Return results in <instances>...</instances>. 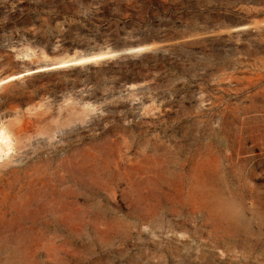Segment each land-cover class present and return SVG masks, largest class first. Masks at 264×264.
<instances>
[{
  "label": "rangeland",
  "instance_id": "rangeland-1",
  "mask_svg": "<svg viewBox=\"0 0 264 264\" xmlns=\"http://www.w3.org/2000/svg\"><path fill=\"white\" fill-rule=\"evenodd\" d=\"M162 1L79 0L28 35L0 18V264L264 258V0ZM171 17L182 36L148 40ZM158 49L181 70L101 63Z\"/></svg>",
  "mask_w": 264,
  "mask_h": 264
},
{
  "label": "trees",
  "instance_id": "trees-1",
  "mask_svg": "<svg viewBox=\"0 0 264 264\" xmlns=\"http://www.w3.org/2000/svg\"><path fill=\"white\" fill-rule=\"evenodd\" d=\"M79 0H37L35 2H30L29 0H24L21 4L17 5L13 9H10L9 7H5L6 11L5 13L1 12L0 8V14H3L1 24L4 25L5 28L14 29L20 32L21 34H27L25 30H27V27L31 25V22L34 18L37 16H43L47 17V19H52V21H56L57 17H59L61 14H70V8L72 7L73 3L77 2ZM88 1V0H87ZM104 1V0H103ZM157 15H163L164 9H175L177 5H171L164 3L162 0H147L146 3ZM2 5L7 6L2 3ZM69 10V11H68ZM186 16H183V19H186ZM172 21L171 23H174L171 25L168 29L165 31H161L158 29V24H152L151 27L148 29V40H157V41H171L175 39H179L182 35L180 33H173V26L178 25L181 26L182 23L181 19L171 17ZM203 21H200L199 23H202ZM191 21L189 25L191 26ZM37 25V23H35ZM190 29V28H188ZM28 35V34H27ZM72 38L69 33L64 32L63 33V39L69 40ZM187 44H178L175 46L183 47L184 49L188 51H200V48H188L186 46ZM162 51L158 49L157 51H154L152 53H143L139 56L138 60H130L131 67L129 68L128 72L122 71L117 69L115 67L116 65L120 64V60L125 57L126 54H119V58H116L114 60L110 61H102L101 63H107L109 67H111L110 71L111 73L115 74H122L124 76H130V74H137L138 72H142L139 70V68H133L134 65H150L154 69L159 70L160 64L163 63L164 65L168 64V60L172 61V67L175 68L177 71H180L181 68L177 66V60L181 56H168L161 53ZM182 58V57H181ZM156 63V64H155ZM92 67V68H91ZM70 69H78L77 67H69ZM85 68H91V71L95 72L98 69L96 67H93L91 65H86ZM58 70H53L51 72H56ZM142 74V73H141ZM143 76V75H142ZM144 78V77H142ZM137 81V80H136Z\"/></svg>",
  "mask_w": 264,
  "mask_h": 264
},
{
  "label": "water",
  "instance_id": "water-1",
  "mask_svg": "<svg viewBox=\"0 0 264 264\" xmlns=\"http://www.w3.org/2000/svg\"><path fill=\"white\" fill-rule=\"evenodd\" d=\"M143 48H140V49H137V50H141ZM123 52H127V51H123ZM123 52H117V53H114L113 55H116V54H120V53H123Z\"/></svg>",
  "mask_w": 264,
  "mask_h": 264
},
{
  "label": "built area",
  "instance_id": "built-area-1",
  "mask_svg": "<svg viewBox=\"0 0 264 264\" xmlns=\"http://www.w3.org/2000/svg\"><path fill=\"white\" fill-rule=\"evenodd\" d=\"M259 264H264V258L262 259V261Z\"/></svg>",
  "mask_w": 264,
  "mask_h": 264
}]
</instances>
